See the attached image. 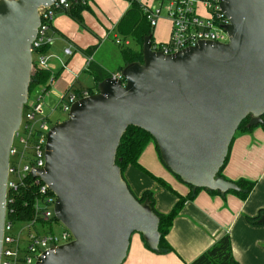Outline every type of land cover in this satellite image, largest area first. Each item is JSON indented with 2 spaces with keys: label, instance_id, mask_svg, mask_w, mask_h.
Returning a JSON list of instances; mask_svg holds the SVG:
<instances>
[{
  "label": "water",
  "instance_id": "95a60500",
  "mask_svg": "<svg viewBox=\"0 0 264 264\" xmlns=\"http://www.w3.org/2000/svg\"><path fill=\"white\" fill-rule=\"evenodd\" d=\"M56 1L0 0V251L8 156L28 101L38 10ZM220 8L230 23L228 43L199 42L164 55L146 37L142 63L101 81L48 131L45 166L33 177L56 197L55 218L74 240L36 264H122L133 234L158 250L159 218L149 200L137 201L115 163L129 127L151 136L163 165L184 185L239 191L218 173L240 124L263 123L264 0H223Z\"/></svg>",
  "mask_w": 264,
  "mask_h": 264
},
{
  "label": "crops",
  "instance_id": "0c3cea01",
  "mask_svg": "<svg viewBox=\"0 0 264 264\" xmlns=\"http://www.w3.org/2000/svg\"><path fill=\"white\" fill-rule=\"evenodd\" d=\"M128 8L126 0H89L81 14L87 30L81 29L62 12L54 14L50 33L52 43L45 55L46 70L59 76L51 82V92L48 91L43 99L49 97L59 105L68 91L94 87V78L87 72V57L79 49L95 47L91 61L112 76L118 74V69L124 65L120 53L121 64L115 71L108 70L98 55L109 39L112 38L114 43L120 39L116 26ZM125 44L128 46L129 41ZM68 49L71 51L69 56L65 54ZM150 144L140 155L139 165L154 178L163 180L172 192L134 167L125 170V181L136 197L146 190L157 193L154 194L155 209L167 214L177 202L175 194L185 197L190 190L161 169ZM222 176L231 182L255 181V189L245 201L231 194L212 195L200 191L184 204L172 223L166 236L171 253L152 252L144 246L139 234H133L122 264H190L225 235L230 237L232 256L238 264H264V226L254 227L246 221V217H255L264 209V126L235 134Z\"/></svg>",
  "mask_w": 264,
  "mask_h": 264
},
{
  "label": "built area",
  "instance_id": "2783aa9c",
  "mask_svg": "<svg viewBox=\"0 0 264 264\" xmlns=\"http://www.w3.org/2000/svg\"><path fill=\"white\" fill-rule=\"evenodd\" d=\"M140 5L146 20L154 29L163 13L170 24L169 37L165 43H155L151 46L154 52L172 55L184 49L194 47L199 42H216L226 44L229 41L224 27L229 20L221 11L223 0H129ZM159 2L158 9L152 8L149 3ZM70 0H57L50 8H40V19L37 37L31 44L32 63L34 50L43 45L52 43L51 23L55 13L70 8ZM119 44V40H115ZM127 45V44H125ZM70 55L71 51H65ZM37 67L47 69L45 55L35 57ZM91 58L86 59L88 67ZM118 76V74L116 75ZM51 84V83H50ZM43 89H37L32 96L33 102L27 104V112L21 115L18 130L14 133L8 156L7 183L5 195V220L0 251V264H36L44 254L74 240L71 232L58 222L54 215L56 197L41 182L33 177V173L43 170L45 166V146L47 141L46 126L48 114L44 109ZM91 96L87 90L80 91V95L68 91L63 95L58 105L63 112L68 113L71 105L83 98ZM56 108V109H57ZM55 110V109H53ZM15 142H17L15 144ZM31 175L32 183L36 187L37 198L34 201V215L31 220L11 223L7 220V208L13 202L12 195L27 184V177ZM21 225L19 232L14 233L13 228ZM60 225L61 232L55 234L54 226Z\"/></svg>",
  "mask_w": 264,
  "mask_h": 264
},
{
  "label": "trees",
  "instance_id": "16d2710c",
  "mask_svg": "<svg viewBox=\"0 0 264 264\" xmlns=\"http://www.w3.org/2000/svg\"><path fill=\"white\" fill-rule=\"evenodd\" d=\"M88 1L89 0H78L76 3L70 1L71 5L68 10L62 9L58 12H62L66 14L81 29L87 30V28L84 25L81 14L84 10H86ZM126 1L129 2V8L127 9V11L122 16V18L120 19V21L116 26L117 34L123 40V45H121L122 44L121 40H119V44L117 45L120 46V54L124 63V65L118 69V74L127 64L135 63V62L142 63V45L146 37H150L152 47L155 44L152 38L153 28L146 20V16L143 13V10L140 7V5L137 4L136 2H130L129 0ZM50 29L52 30V25L50 26ZM129 39L133 41L134 44L133 48L125 45V42L129 41ZM48 49H49V45H43L39 49L34 50L33 69L31 74L30 85H29L28 98L37 89H43L44 93H47L50 88V83L56 80L59 76L58 74L53 75L50 71L40 69L37 67L35 57L38 55H46ZM79 50L85 57L90 58L95 51V47H89L85 50H81V49ZM87 72H89V74L93 76L95 82L94 87L87 90V92L90 95H93L97 92V86L101 81L111 76L106 70H104L102 67H100L93 61H90L87 67ZM74 93L80 95V91H74ZM248 121H249L248 118L245 119L238 127L236 133H246L251 131L253 128H249V129L246 128ZM259 126H264V117H263V123ZM149 143L154 144L157 158L163 165L160 159L158 149L151 136L140 129L134 127L127 128L126 132L123 134L121 141L119 143L116 153V162H115L116 165L121 170L122 178L125 181L123 177L125 170L128 167H134L137 170L141 171L142 173L151 177L158 184L164 187L167 191L172 192L171 188L163 180L154 178L145 169H143V167L139 165L138 162L139 157ZM231 145L229 147L228 156L225 159L224 165L220 170V172L218 173V177L223 178L222 172L225 169V166L227 165L230 155ZM172 176L176 180L181 182L178 177L174 175ZM33 182H34L33 177L31 175H28L27 177L28 185L20 188L18 192L12 195L13 202L7 208V220L10 221L11 223L25 222L33 218L34 215L33 204L35 199L37 198L36 187L32 184ZM233 183L236 184L239 191H229L226 194H221L219 192H213L208 190L195 189L191 186L186 185L189 188L190 192L185 197L175 194L177 198V202L175 203L171 211L167 214L160 213L155 209V198H154V193L152 191L146 190L141 194L140 197H136L128 186L130 192L133 194V196L137 199L139 203H143L145 200H149L151 202L152 210L159 218L158 231L161 235L160 242H159L158 250L152 252H155L157 254H168L172 252V248L168 245L166 241V236L172 226L174 219L179 215L184 204L187 201L193 200L200 191H206L212 195L231 194L238 197L241 201H245L254 191L256 185L255 182L244 179H240ZM262 214H264V209L260 210L255 217H246V221L251 226L263 227L264 225L258 224V220ZM143 244L147 249H149L146 243L143 242ZM190 264H238L232 256L230 237L228 235L221 237L207 251H205L203 254L197 257Z\"/></svg>",
  "mask_w": 264,
  "mask_h": 264
},
{
  "label": "rangeland",
  "instance_id": "374dc122",
  "mask_svg": "<svg viewBox=\"0 0 264 264\" xmlns=\"http://www.w3.org/2000/svg\"><path fill=\"white\" fill-rule=\"evenodd\" d=\"M149 5L154 9H158L159 2H152V3H149ZM169 30H170V24H169L168 20H166L165 15L162 13L160 16V19L157 22L156 27L153 29L152 38H153L154 43H157V44L158 43L159 44L165 43L169 37ZM119 40H121V42H122L121 45H123L122 38H120ZM128 46L131 48L134 47L133 41L131 39H129V45ZM119 53H120V46L115 44L113 42V39L111 38L106 42V44L100 50L98 56L103 59L104 64L108 70L115 71L117 66H120V64H121V59H120ZM31 74H32V72H31ZM49 92H51V90ZM32 95L29 96V101H28L29 103L33 102V100H34V96H32ZM42 102L44 104V109L49 116L48 117L49 121H48V124L46 126V131L51 129V127H53L54 125L61 123L67 119L68 113L63 112L60 108L53 110L54 107L56 108L58 106L57 105L58 101H53V99H51L49 97H45ZM26 112H27V108L23 109V114ZM16 143L17 142H15V144ZM150 147H151V149H153L154 157L156 159L157 164L161 167V169H163V171L165 173H167L170 177H172L174 179V177L170 174V172H168V170H166V168L158 160L157 154H156L155 149H154V144L151 143ZM123 177L125 179L124 174H123ZM252 182H255V181H252ZM152 190L154 191V189H152ZM154 194L156 195L157 193L154 192ZM21 227H22L21 225L14 226L13 232L14 233L19 232ZM53 232L55 234H59L61 232V226L55 225ZM135 236H137V235L135 234Z\"/></svg>",
  "mask_w": 264,
  "mask_h": 264
}]
</instances>
